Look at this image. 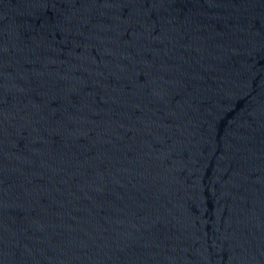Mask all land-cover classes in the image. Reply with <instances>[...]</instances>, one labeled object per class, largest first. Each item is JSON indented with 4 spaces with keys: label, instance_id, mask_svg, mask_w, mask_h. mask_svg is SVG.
<instances>
[{
    "label": "water",
    "instance_id": "95a60500",
    "mask_svg": "<svg viewBox=\"0 0 264 264\" xmlns=\"http://www.w3.org/2000/svg\"><path fill=\"white\" fill-rule=\"evenodd\" d=\"M0 264H264V0H0Z\"/></svg>",
    "mask_w": 264,
    "mask_h": 264
}]
</instances>
